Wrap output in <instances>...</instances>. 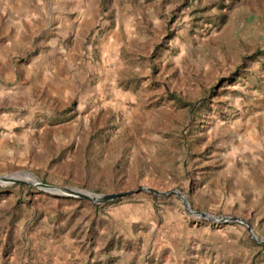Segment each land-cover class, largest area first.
Wrapping results in <instances>:
<instances>
[{"label":"rangeland","instance_id":"rangeland-1","mask_svg":"<svg viewBox=\"0 0 264 264\" xmlns=\"http://www.w3.org/2000/svg\"><path fill=\"white\" fill-rule=\"evenodd\" d=\"M14 10L34 29L0 59V176L177 190L264 240V0H0L1 57ZM0 264H264V246L174 195L11 184Z\"/></svg>","mask_w":264,"mask_h":264},{"label":"water","instance_id":"water-1","mask_svg":"<svg viewBox=\"0 0 264 264\" xmlns=\"http://www.w3.org/2000/svg\"><path fill=\"white\" fill-rule=\"evenodd\" d=\"M23 174H28V173H26V172L17 173L18 176H22ZM13 175H15V174H13ZM11 176L12 175L0 176V185H11V184L26 185L29 187L36 188L37 190L45 192V193H49V194L57 195V196L81 199V200H85V201H87L91 204H95V205L106 204L108 202L116 201V200H119L121 198L130 196L133 194H137L140 192L148 193V194H154L156 196L174 195L180 201L182 208L186 214H188L192 217H195V218L204 219V220L212 222V223H227V222L238 223V224L242 225V227L244 228V230L246 231L248 236L251 238V240H253L254 242L264 246V240L254 236L251 232L250 227L248 226V224L244 220H242L240 218H236V217H224V216L223 217H216V216H212V215H209L207 213H204V212L192 211V210H190L189 205H188L187 201L185 200L184 196L182 194H180V192H178L177 190H172V191H168V192H158V191H154V190H151L148 188L139 187L135 191H128V192L115 193V194L95 195V194H92V193H89L86 191L72 189V188L49 186V185L37 182L36 180H34L33 182H30V183H27V182L23 181L20 177L11 178Z\"/></svg>","mask_w":264,"mask_h":264},{"label":"crops","instance_id":"crops-1","mask_svg":"<svg viewBox=\"0 0 264 264\" xmlns=\"http://www.w3.org/2000/svg\"><path fill=\"white\" fill-rule=\"evenodd\" d=\"M22 14L24 13L14 10L8 15L9 25H11L12 28L4 34V51H2L4 56H0L1 61L6 62L10 53L20 52L23 47L28 44V38L31 36L34 26L32 22H30V20L25 18Z\"/></svg>","mask_w":264,"mask_h":264},{"label":"bare ground","instance_id":"bare-ground-1","mask_svg":"<svg viewBox=\"0 0 264 264\" xmlns=\"http://www.w3.org/2000/svg\"><path fill=\"white\" fill-rule=\"evenodd\" d=\"M20 177L23 181L30 183L34 181V178L32 176H30L29 174L26 175H22V176H18L17 174L12 175L11 178H18Z\"/></svg>","mask_w":264,"mask_h":264},{"label":"trees","instance_id":"trees-1","mask_svg":"<svg viewBox=\"0 0 264 264\" xmlns=\"http://www.w3.org/2000/svg\"><path fill=\"white\" fill-rule=\"evenodd\" d=\"M173 99H175V98H173ZM187 106H189V104H186Z\"/></svg>","mask_w":264,"mask_h":264}]
</instances>
